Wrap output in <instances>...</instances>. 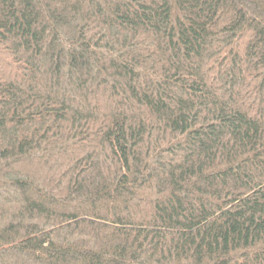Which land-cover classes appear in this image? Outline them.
Listing matches in <instances>:
<instances>
[{"label":"trees","instance_id":"trees-1","mask_svg":"<svg viewBox=\"0 0 264 264\" xmlns=\"http://www.w3.org/2000/svg\"><path fill=\"white\" fill-rule=\"evenodd\" d=\"M0 264H264V0H0Z\"/></svg>","mask_w":264,"mask_h":264}]
</instances>
